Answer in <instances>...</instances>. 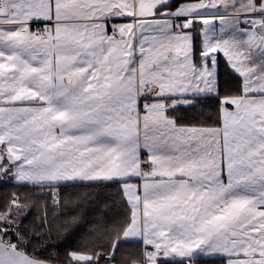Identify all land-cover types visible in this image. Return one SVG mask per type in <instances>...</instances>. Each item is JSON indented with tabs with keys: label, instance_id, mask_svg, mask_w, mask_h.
<instances>
[{
	"label": "crops",
	"instance_id": "1",
	"mask_svg": "<svg viewBox=\"0 0 264 264\" xmlns=\"http://www.w3.org/2000/svg\"><path fill=\"white\" fill-rule=\"evenodd\" d=\"M170 1L73 0L70 14L56 0L36 36L20 0H0V171L17 184L120 181L121 239L152 249L146 264H264V6L159 10ZM218 57L241 93L222 97L219 127L178 124L169 109L219 92ZM148 99L155 109L142 110Z\"/></svg>",
	"mask_w": 264,
	"mask_h": 264
},
{
	"label": "trees",
	"instance_id": "2",
	"mask_svg": "<svg viewBox=\"0 0 264 264\" xmlns=\"http://www.w3.org/2000/svg\"><path fill=\"white\" fill-rule=\"evenodd\" d=\"M172 0L159 10L175 9L185 2ZM200 35L195 30V61H201ZM217 94L188 96L186 104L169 109L180 125L219 127L221 99L233 92L241 93L240 78L218 57ZM211 98V106L200 103ZM196 103L195 108L184 105ZM210 117V118H209ZM16 207L25 210L14 217ZM0 213L8 220L26 225L36 242L44 245L45 254L57 250L62 260L73 253L90 256L86 264H144V247L140 241L122 240L131 222V209L124 197L120 181L29 185L9 179L7 169L0 171ZM46 258V257H45ZM148 260V259H146ZM197 264H227L226 258H195ZM157 264H187V260L156 259Z\"/></svg>",
	"mask_w": 264,
	"mask_h": 264
},
{
	"label": "built area",
	"instance_id": "3",
	"mask_svg": "<svg viewBox=\"0 0 264 264\" xmlns=\"http://www.w3.org/2000/svg\"><path fill=\"white\" fill-rule=\"evenodd\" d=\"M175 19L179 20L178 17H175ZM246 23L247 24L251 23L250 14L247 15ZM39 29L40 31H35L36 36L45 35L50 31L49 26L46 25H42L41 27H39ZM182 30H183V24L177 23L175 26V31L181 32ZM172 105H173L172 100H166L164 102L163 107L170 108L172 107ZM155 107L156 106L153 104V102L150 99L142 103V110H153L155 109ZM35 239L36 237L34 233L26 225L16 222L10 223L9 221H6L0 217L1 243L8 244L19 251L27 253L28 255L34 258L49 261L54 264H61L59 262L58 252L56 249L55 250L53 249L47 254H45L46 251L44 249V245H40L39 241L35 243L34 242L36 241ZM143 252L144 255L148 257L153 252V250L149 248L148 249L145 248Z\"/></svg>",
	"mask_w": 264,
	"mask_h": 264
},
{
	"label": "snow or ice",
	"instance_id": "4",
	"mask_svg": "<svg viewBox=\"0 0 264 264\" xmlns=\"http://www.w3.org/2000/svg\"><path fill=\"white\" fill-rule=\"evenodd\" d=\"M259 3L261 6H264V0H259ZM56 7V0H20L19 4L17 5L18 10L22 12L25 20L29 24V30L35 31H40L39 28L34 27L36 25H47L54 23ZM62 7L70 14H74L77 6L73 0H65V3L62 5ZM25 9H27V11H24ZM259 10L264 12V7H261ZM70 41L71 37H69V42ZM200 103L211 106L212 100L211 98H208L206 100H201ZM184 107L195 108L196 103L193 102L184 105ZM237 255H239V253H237ZM0 264H14V261L11 259H5L2 255H0Z\"/></svg>",
	"mask_w": 264,
	"mask_h": 264
},
{
	"label": "water",
	"instance_id": "5",
	"mask_svg": "<svg viewBox=\"0 0 264 264\" xmlns=\"http://www.w3.org/2000/svg\"><path fill=\"white\" fill-rule=\"evenodd\" d=\"M0 255L5 259H11L14 264H54L49 261L34 258L27 253L17 250L16 248L0 242Z\"/></svg>",
	"mask_w": 264,
	"mask_h": 264
},
{
	"label": "rangeland",
	"instance_id": "6",
	"mask_svg": "<svg viewBox=\"0 0 264 264\" xmlns=\"http://www.w3.org/2000/svg\"><path fill=\"white\" fill-rule=\"evenodd\" d=\"M16 211H14L15 213H14V217H16L17 219H19V218H21V216H23V214H24V212H25V210H21L20 208H18V207H16ZM0 217L2 218V219H4V220H6V221H9L10 223H13V222H15V221H12V220H8V218H5L4 217V215H2L1 213H0ZM16 223H18V222H16ZM76 255V253H73L72 254V259L71 260H67V261H65V260H62L60 257H59V254H58V258H59V262L61 263V264H86V262H88L89 260H74L73 258V256H75ZM80 254V253H79ZM145 257H146V255H144ZM148 257H146L145 259H144V264H146V262H147V259Z\"/></svg>",
	"mask_w": 264,
	"mask_h": 264
}]
</instances>
